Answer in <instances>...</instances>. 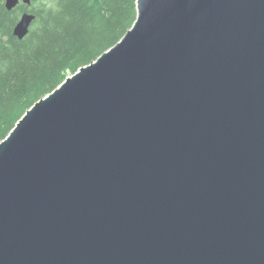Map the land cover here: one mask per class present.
<instances>
[{
	"label": "water",
	"instance_id": "95a60500",
	"mask_svg": "<svg viewBox=\"0 0 264 264\" xmlns=\"http://www.w3.org/2000/svg\"><path fill=\"white\" fill-rule=\"evenodd\" d=\"M0 264H264V0H137L0 142Z\"/></svg>",
	"mask_w": 264,
	"mask_h": 264
},
{
	"label": "trees",
	"instance_id": "16d2710c",
	"mask_svg": "<svg viewBox=\"0 0 264 264\" xmlns=\"http://www.w3.org/2000/svg\"><path fill=\"white\" fill-rule=\"evenodd\" d=\"M36 14L30 33L14 27ZM137 19V0H0V142L37 101L117 44Z\"/></svg>",
	"mask_w": 264,
	"mask_h": 264
}]
</instances>
